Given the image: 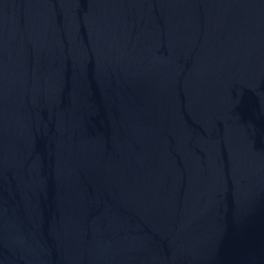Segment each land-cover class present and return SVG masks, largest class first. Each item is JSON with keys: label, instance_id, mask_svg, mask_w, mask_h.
<instances>
[{"label": "water", "instance_id": "95a60500", "mask_svg": "<svg viewBox=\"0 0 264 264\" xmlns=\"http://www.w3.org/2000/svg\"><path fill=\"white\" fill-rule=\"evenodd\" d=\"M0 264H264V0H0Z\"/></svg>", "mask_w": 264, "mask_h": 264}]
</instances>
